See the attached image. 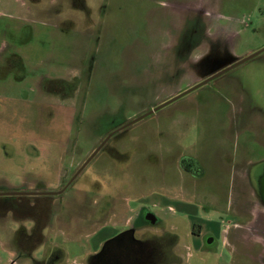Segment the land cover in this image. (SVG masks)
Segmentation results:
<instances>
[{
  "label": "rangeland",
  "instance_id": "1",
  "mask_svg": "<svg viewBox=\"0 0 264 264\" xmlns=\"http://www.w3.org/2000/svg\"><path fill=\"white\" fill-rule=\"evenodd\" d=\"M262 48L264 0H0V264L127 230L146 264H262L264 50L122 127Z\"/></svg>",
  "mask_w": 264,
  "mask_h": 264
},
{
  "label": "flooded vegetation",
  "instance_id": "2",
  "mask_svg": "<svg viewBox=\"0 0 264 264\" xmlns=\"http://www.w3.org/2000/svg\"><path fill=\"white\" fill-rule=\"evenodd\" d=\"M258 191L261 200L264 202V168L259 174ZM138 240L133 235L131 237L122 238L121 240L111 244L103 250L91 264H146L145 257L148 254L145 247L138 246L134 243Z\"/></svg>",
  "mask_w": 264,
  "mask_h": 264
},
{
  "label": "water",
  "instance_id": "3",
  "mask_svg": "<svg viewBox=\"0 0 264 264\" xmlns=\"http://www.w3.org/2000/svg\"><path fill=\"white\" fill-rule=\"evenodd\" d=\"M263 50H264V48H262V49H260V50H258V51H256V52H254V53H252L251 55H249V56L243 58L242 60H239L238 62H236V63H234V64L228 66L227 68H225V69L221 70L220 72L214 74L213 76H211V77H209V78L203 80L202 82H200V83L194 85L193 87L189 88L188 90H185L184 92L178 94L177 96H175V97L171 98L170 100L164 102L163 104L157 106L156 108L151 109V110H149L148 112H146V113H144V114L138 116L137 118H135L134 120L128 122L127 124H125V125L122 126V127H125V126H127V125L132 124V123H135L136 121H139L140 119H142V118H144V117L150 115V114L153 113L154 111H156V110L162 108L163 106H165V105L169 104L170 102L176 100L177 98H179V97L185 95L186 93H189L190 91H192V90H194V89L200 87L201 85H204L205 83H207L208 81H210L212 78H214V77L218 76L219 74H221V73H223V72H225V71L231 69L232 67H234V66L240 64L241 62H243V61H245V60H247V59H249V58L255 56L256 54H258L259 52H261V51H263ZM113 133H114V132H111V133L107 136V138H105V140H104V141H103V142L97 147V149H96V150H95V151L89 156V158H88V159L84 162V164L80 167V169L78 170V172L76 173V175H77L79 172H81V171L83 170V168H84V167L90 162V160L95 156V154L100 150V148L104 145V143L107 141V139H108ZM76 175H75V176H76ZM11 193H13V192H0V194H11ZM39 193H41V192H32V194H39ZM43 193H48V192H43Z\"/></svg>",
  "mask_w": 264,
  "mask_h": 264
},
{
  "label": "trees",
  "instance_id": "4",
  "mask_svg": "<svg viewBox=\"0 0 264 264\" xmlns=\"http://www.w3.org/2000/svg\"><path fill=\"white\" fill-rule=\"evenodd\" d=\"M183 159L189 160V158H183ZM197 169H196V171H198ZM131 235H132V231L131 230L123 231L122 233H120L115 238L106 241L105 244L103 245V250L106 247L110 246L111 244H114L115 242L121 240L122 238H126L127 239L128 237H131ZM134 243L136 245H138V246L140 245L142 247H144V245L146 244V242H144L142 240H134ZM103 250L100 253H96L95 256H94V259H96L98 256H100L102 254Z\"/></svg>",
  "mask_w": 264,
  "mask_h": 264
},
{
  "label": "crops",
  "instance_id": "5",
  "mask_svg": "<svg viewBox=\"0 0 264 264\" xmlns=\"http://www.w3.org/2000/svg\"><path fill=\"white\" fill-rule=\"evenodd\" d=\"M224 240V239H223ZM225 242V241H224ZM225 246H227V244H226V242L225 243H223ZM228 248L230 249L231 247H229V245H228ZM231 250V249H230ZM264 257V255H262V258ZM262 264H264V261H263V263Z\"/></svg>",
  "mask_w": 264,
  "mask_h": 264
}]
</instances>
